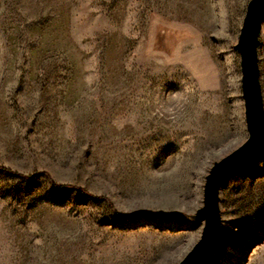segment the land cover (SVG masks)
Masks as SVG:
<instances>
[{"label":"rangeland","instance_id":"obj_1","mask_svg":"<svg viewBox=\"0 0 264 264\" xmlns=\"http://www.w3.org/2000/svg\"><path fill=\"white\" fill-rule=\"evenodd\" d=\"M248 2L0 0V264L187 254L210 167L249 135L234 49ZM260 40L264 97V24ZM220 208L207 264H264V151Z\"/></svg>","mask_w":264,"mask_h":264},{"label":"water","instance_id":"obj_2","mask_svg":"<svg viewBox=\"0 0 264 264\" xmlns=\"http://www.w3.org/2000/svg\"><path fill=\"white\" fill-rule=\"evenodd\" d=\"M264 24V0H249L234 49L241 57V83L248 138L215 161L204 184L203 204L191 215L196 225L203 223L200 239L177 264H207L222 235L220 190L235 171L249 166L264 151V97L258 48Z\"/></svg>","mask_w":264,"mask_h":264},{"label":"trees","instance_id":"obj_3","mask_svg":"<svg viewBox=\"0 0 264 264\" xmlns=\"http://www.w3.org/2000/svg\"><path fill=\"white\" fill-rule=\"evenodd\" d=\"M2 168L7 170L8 172L19 174V175H21L23 177L26 176L25 174L16 172V171H14V170H12L10 168H7V167H2ZM53 183L61 185V184H59V183H57L55 181H53ZM80 190H83V189H80ZM96 198H98V197H96ZM144 214L157 216V217H165V218H170V219H175V218L181 219V218H184V214H182V213H167V212H162V211H159V212L158 211H147V212L139 213L137 215L141 216V215H144Z\"/></svg>","mask_w":264,"mask_h":264}]
</instances>
